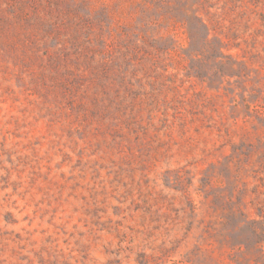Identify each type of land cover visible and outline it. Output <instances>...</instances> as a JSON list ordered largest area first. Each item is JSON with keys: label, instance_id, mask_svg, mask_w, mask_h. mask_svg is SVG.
I'll use <instances>...</instances> for the list:
<instances>
[{"label": "rangeland", "instance_id": "374dc122", "mask_svg": "<svg viewBox=\"0 0 264 264\" xmlns=\"http://www.w3.org/2000/svg\"><path fill=\"white\" fill-rule=\"evenodd\" d=\"M0 264H264V0H0Z\"/></svg>", "mask_w": 264, "mask_h": 264}]
</instances>
